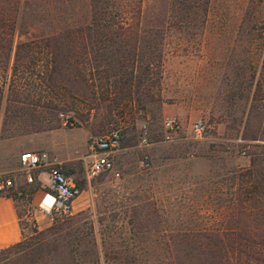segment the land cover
Segmentation results:
<instances>
[{
    "label": "rangeland",
    "instance_id": "374dc122",
    "mask_svg": "<svg viewBox=\"0 0 264 264\" xmlns=\"http://www.w3.org/2000/svg\"><path fill=\"white\" fill-rule=\"evenodd\" d=\"M0 9L13 37L0 47V173L22 228L0 264H264V0ZM113 128V168L88 178L89 139ZM27 151L44 164L24 168ZM51 167L82 189L53 219L38 207Z\"/></svg>",
    "mask_w": 264,
    "mask_h": 264
},
{
    "label": "built area",
    "instance_id": "2783aa9c",
    "mask_svg": "<svg viewBox=\"0 0 264 264\" xmlns=\"http://www.w3.org/2000/svg\"><path fill=\"white\" fill-rule=\"evenodd\" d=\"M166 129L175 130L176 124L167 119L164 122ZM204 125L201 120L192 125L195 134H201ZM169 137V136H167ZM121 132L118 128H113L107 133L91 137L88 142L92 159L90 161L87 177L93 178L99 174L113 168L112 154L120 145ZM45 154L27 151L20 155V163L24 168L33 169L44 164ZM49 182L42 198L38 202V207L44 211L51 219L68 216L73 211L74 200L81 194V187L77 181L61 167H51L48 172ZM26 179L31 182L33 177L28 173ZM16 190L13 178L7 173H0V195H12Z\"/></svg>",
    "mask_w": 264,
    "mask_h": 264
},
{
    "label": "crops",
    "instance_id": "0c3cea01",
    "mask_svg": "<svg viewBox=\"0 0 264 264\" xmlns=\"http://www.w3.org/2000/svg\"><path fill=\"white\" fill-rule=\"evenodd\" d=\"M21 238L22 228L15 200L12 197L0 195V248L16 244Z\"/></svg>",
    "mask_w": 264,
    "mask_h": 264
},
{
    "label": "trees",
    "instance_id": "16d2710c",
    "mask_svg": "<svg viewBox=\"0 0 264 264\" xmlns=\"http://www.w3.org/2000/svg\"><path fill=\"white\" fill-rule=\"evenodd\" d=\"M4 15H5L4 11L0 9V23L3 24V26H5V25H4L5 20H7V19L4 18ZM1 30H2V31H0V47H1V48H5L7 51H10L11 48H12L13 37H12V36H9V34H7V33L4 31V28L1 29ZM17 193H18V190H15V191L12 193V195H7V196L13 198V195H15V194H17ZM19 242H20V241H19ZM19 242H18V243H19ZM18 243L13 244V245H11V246H8V247L6 248V250H8V249H10V248H13V247L16 246Z\"/></svg>",
    "mask_w": 264,
    "mask_h": 264
}]
</instances>
